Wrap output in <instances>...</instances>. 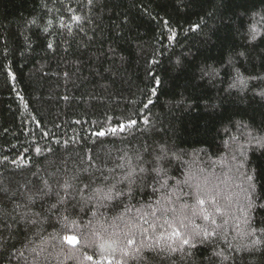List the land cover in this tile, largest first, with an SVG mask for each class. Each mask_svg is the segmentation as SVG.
<instances>
[{
	"label": "trees",
	"instance_id": "1",
	"mask_svg": "<svg viewBox=\"0 0 264 264\" xmlns=\"http://www.w3.org/2000/svg\"><path fill=\"white\" fill-rule=\"evenodd\" d=\"M69 7L88 20L77 27L65 19L69 28L61 27V17L71 15ZM262 8L264 0H0V182L9 190L0 193V207L7 213L0 216L3 264H142L132 251L125 256L99 247L105 240H122L129 221L147 230L143 236L137 233L130 250L140 247L142 256L154 257L151 264H193L179 252L167 254L166 236L159 244L148 239L170 231L159 212L152 215L158 201L172 197L177 211L181 204L195 203L183 195L191 191L184 184L189 173L207 178L216 197L200 206L210 217L197 215L195 223L221 234L198 246L195 264H222L216 252L243 256L238 264H264L259 248L252 256L235 251L251 245L254 237L245 233L253 228L264 239L258 231L264 228L259 207L264 204V149L249 143L248 135H264V21L252 15ZM251 24L259 33L255 41L249 36ZM209 66L219 75H204L201 69ZM237 70L244 85L237 81ZM233 83L237 87H230ZM148 98L153 105L142 107ZM137 109L134 129L110 132L117 121L136 119ZM145 115L150 124H144ZM98 131L108 135L98 138ZM161 148L167 152L162 162L167 186L162 188L151 173L149 186L122 203L104 200L98 211L95 201L83 203L78 192L84 184L85 197L102 196L111 185L126 189V182L117 183L127 171L119 165L137 152L151 161ZM88 157L95 167L83 172ZM249 169H255L254 188L246 179ZM74 175V187L63 189L65 179ZM42 181L53 193L27 205L23 193L42 188ZM65 191L71 196L57 205L56 192ZM249 199L255 208L249 209ZM52 205L57 208L49 211ZM186 211L191 214L190 208ZM25 213L36 214L37 223H14ZM63 216L79 228H65ZM94 230L103 239L93 237ZM65 235L77 236L80 243L68 244Z\"/></svg>",
	"mask_w": 264,
	"mask_h": 264
},
{
	"label": "snow or ice",
	"instance_id": "2",
	"mask_svg": "<svg viewBox=\"0 0 264 264\" xmlns=\"http://www.w3.org/2000/svg\"><path fill=\"white\" fill-rule=\"evenodd\" d=\"M88 4L94 3V0H87ZM45 7L47 5L45 4ZM67 12L71 13L70 16L67 18L61 17L60 25L63 28H69V25L65 22V19L71 20L77 27H80L83 22L88 20V16L84 14H79V9L74 8H67ZM253 16H259L260 20L264 21V8H262L259 12L252 13ZM33 24L36 23L35 20L32 21ZM49 25L53 23L52 20L48 21ZM197 28L199 25L196 26ZM45 31L48 29L45 28ZM259 33L255 27V24H251L249 26V36L252 41L257 40ZM47 47L51 48L52 44H48ZM239 56L243 57L245 55L244 52L238 53ZM179 64L180 62L177 61ZM10 71V69H9ZM202 73L206 76H209L210 78L219 75V71L215 68H212L209 66L208 68L201 69ZM15 78V77H13ZM153 81L156 85L161 84V81L159 79H156V77L153 75L152 77ZM237 81L240 85H244L246 82L243 78H241V75L239 73V70H237ZM230 87H237V83H233L230 85ZM151 93H156V88L151 89ZM261 96H264V91L260 93ZM67 99V97H66ZM149 105H153V101L148 98L146 103L142 104V107L148 108ZM150 110V109H149ZM136 119H129L126 124H121L119 121H117L116 126L111 127L110 132L112 134H115L117 132H123L125 128H135L137 126V121L139 119V109H137L136 112ZM144 124H150L151 121L148 119L147 115L143 118ZM239 127H247L243 124H238ZM225 131H228L225 129ZM108 135V132L106 131H98L96 133V136L99 137H105ZM248 135L251 137L249 140V143H252L253 141L257 145L258 148L264 149V135H261L260 137H256L252 135L251 133H248ZM59 143V141H58ZM67 143V142H64ZM48 153H52V149H47ZM147 151V149H145ZM35 152L37 154H42L43 149L40 147L35 148ZM110 155V152L108 153ZM47 159L48 157H44ZM167 158V152L164 148H161V152L159 155L153 156L151 161H145L144 157L137 152L134 157L129 156L124 164L119 165L121 168H126V174L121 177L120 182H126V189H118L116 185H111L108 188V191L103 193L102 196H97L95 193L89 194L87 197L83 195L84 189L88 188L87 184H84L83 187L80 189L78 194L81 196V199L83 200V203L85 205L96 202L98 207L97 211L99 210V205L104 201H113L118 200L121 203L123 202V199L127 197L128 199L133 198L135 195L138 194L137 190L140 191L143 190V187L149 186L147 184V181L149 177L151 176V173H155V177H151L152 179H159L162 181L161 187L167 186L168 180H167V169L163 166V163ZM178 158V157H177ZM121 159H124V157H121ZM235 159V157H233ZM5 160H7V157H5ZM88 160L91 161L88 163L86 167H83L81 171L88 172L91 168L95 167V163L93 161L92 157H88ZM135 161V162H134ZM12 164H16V160L13 159L11 161ZM29 163L31 161L29 160ZM243 164L250 163V161H242ZM146 164L147 166H143ZM249 171L252 173L251 175L245 174L246 179L250 182L249 187L254 188L255 184L252 183L255 178V169H249ZM35 175V173H33ZM77 176L74 175L71 177V179L66 178L64 184L62 185L63 189L70 190L74 187L72 181L76 180ZM43 187L37 188L35 191H26L23 193L25 196V199L27 201V205H33L37 200H44L45 198L49 197L53 193L52 186L47 181H42ZM184 184H186L190 192L183 193L184 196L191 195L195 199V203L191 206H189L187 203L181 204L179 211L176 210L175 204L172 203V197H166L167 203L161 204L159 201L157 202L159 204V207L153 211L152 215L155 216L156 212H159L161 214V217L163 218L164 224L168 225L169 230H164L159 232L155 237H148L149 240H155L157 244H159L160 240H162L165 236L167 237L168 245H167V254L170 256L171 253L179 252L182 254L183 258H187L190 261L195 264V258H196V249L200 245H205L208 243H211L213 238L217 236H221L220 233H218L215 229L209 230L208 227H201L200 225H197L195 223V217L197 215H203L205 219H208L211 215V213L208 212L207 209H203L200 206L205 205L209 200L215 201L216 197L212 195V190L207 186L208 181L207 178H204L201 180L197 176L193 175L192 173H189L188 179L184 181ZM27 187V186H25ZM9 190L7 186H4L2 182H0V193H7ZM96 193H100L101 189H96ZM15 193H13V196ZM57 196V205H63L66 203L67 198L71 196L70 191H65L63 194L60 192H56ZM178 200L179 197H176ZM57 205H52L48 210L52 211L53 208H57ZM20 206L17 205V208ZM249 209L255 208L254 202L249 199L248 202ZM261 209H264V204L259 205ZM190 208L191 214L189 215L186 210ZM92 209H89L91 211ZM216 211H221L219 207H216ZM63 211H68V209L64 208ZM169 213H174L172 218H169ZM6 211L0 207V216L6 215ZM32 214L29 215L27 213L21 214L19 216V220H14V223L19 224L20 222H23L24 226H28L30 224L34 225L37 223L36 219H33ZM63 226L65 228H79V225L75 220H69V217L63 216L62 217ZM91 224V221H89ZM99 224L100 222L97 221ZM215 221L213 220V224ZM110 227H117L115 224L111 225ZM163 227V225H161ZM101 228H103V225L101 224ZM125 229H122L123 232V239L117 238L116 240H105L104 243H101L99 245L102 252H107L109 249H111L113 252L119 251L123 255H128L130 251H132V255L136 258L141 259L142 264H151V260L154 259L152 256H142L141 255V249L140 247H136L134 250L129 249V245H136V235L139 233V235L143 236L146 233V229L140 230V226L132 221H129L128 224L125 225ZM105 232L108 231L107 228H103ZM260 233L264 234V228H261L258 230ZM111 233H109V236L111 237ZM245 235L254 237L252 239L251 245H245L243 247L237 246L235 248L236 252H243L247 253L249 256H252L255 254L256 250L259 248L261 251V254L264 255V239H261L260 236L257 235V229L253 228L251 231L245 233ZM92 236L98 239H103L101 235V231L94 230L92 233ZM223 239L227 240L226 236H222ZM87 241V238H85ZM64 240L68 242L70 245H76L80 243V239L75 235H65ZM143 243V241H142ZM88 246H92L91 243H89ZM149 248H152V245H147ZM228 248H233V245L231 243H228ZM159 253H157L158 255ZM214 255L221 258L222 264L223 261H230L231 264H238V260H243L244 257L241 256L239 258L235 256H229L224 255L223 252H216ZM71 258V257H70ZM88 260H93V256H87ZM104 259H114V257H109L107 255L104 256ZM0 264H3V261L0 260ZM117 264H121L120 261H117Z\"/></svg>",
	"mask_w": 264,
	"mask_h": 264
}]
</instances>
